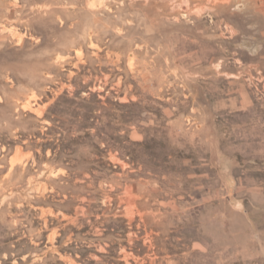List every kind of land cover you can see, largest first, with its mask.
Listing matches in <instances>:
<instances>
[{"label":"rangeland","instance_id":"1","mask_svg":"<svg viewBox=\"0 0 264 264\" xmlns=\"http://www.w3.org/2000/svg\"><path fill=\"white\" fill-rule=\"evenodd\" d=\"M264 0H0V264H264Z\"/></svg>","mask_w":264,"mask_h":264},{"label":"crops","instance_id":"2","mask_svg":"<svg viewBox=\"0 0 264 264\" xmlns=\"http://www.w3.org/2000/svg\"><path fill=\"white\" fill-rule=\"evenodd\" d=\"M256 16L260 19L258 20L257 24H251V32H256L255 35H253V38L255 40H264V7L259 8L256 10ZM255 51L258 53H262L261 57H264V44L262 46H257L255 48Z\"/></svg>","mask_w":264,"mask_h":264}]
</instances>
